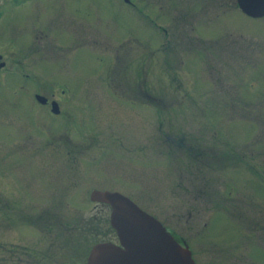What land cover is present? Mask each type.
<instances>
[{"label": "rangeland", "instance_id": "rangeland-1", "mask_svg": "<svg viewBox=\"0 0 264 264\" xmlns=\"http://www.w3.org/2000/svg\"><path fill=\"white\" fill-rule=\"evenodd\" d=\"M146 1L155 23L142 14ZM231 1L137 0L130 10L121 0H86L70 4L71 17L84 23L70 24L61 42L27 39L22 50L5 43V70H13L3 78L14 73V88L28 96L36 78L38 92L53 93L74 119L47 124L41 116L53 130L48 165L43 155L26 162L12 154L18 159L7 162L36 161L35 196L7 197V205L0 194V239L10 246L25 222L15 224L14 214L34 213L36 230H20L38 252L33 263L0 253V264H86L94 243L116 237L110 206L92 201V189L130 197L190 242L198 264H264V49L255 44L264 32L231 14ZM45 52L51 66H32ZM63 54L69 60L60 66ZM1 96L11 101L10 87ZM47 207L45 237L37 228ZM44 239L50 256L42 260Z\"/></svg>", "mask_w": 264, "mask_h": 264}, {"label": "flooded vegetation", "instance_id": "flooded-vegetation-1", "mask_svg": "<svg viewBox=\"0 0 264 264\" xmlns=\"http://www.w3.org/2000/svg\"><path fill=\"white\" fill-rule=\"evenodd\" d=\"M71 1L73 2L67 3L63 0H0V153L2 156L0 157V194L2 196L1 198L3 202L7 205H9V202L5 201V198L7 197H11L10 199L24 198L29 200V198L35 196L33 185L36 181L34 178L35 172L33 168L35 162L38 159H36V155H43L45 157L44 159L42 158L41 161V163L45 165H48V163L51 162V159L53 158V148L49 155L46 154L49 147L54 145L52 137L53 130L52 127H47V124L50 122L47 119L53 120L54 116H58L73 120L74 117L72 116V114H70L69 111L61 109L60 101L53 93L48 95L38 92V86L41 85L37 83L36 78L33 77L29 80V85L32 88V93L29 96L28 94L22 95V93L25 94L27 92L22 91L21 85H18V88L17 86L14 88L15 84H17V80L13 75L14 73L6 75V77H8L7 81L3 78V75L13 70H5V66H7V61L4 57L5 43L16 50H20L19 48L21 47L22 50L27 45V39L44 38L51 39V42H54L55 39H59L60 41V38L68 33V27L70 24L77 25L79 22L84 23V21H79L71 17L70 4H73L74 6L77 5V3H82L86 0ZM90 1L96 3L95 1L98 0ZM121 1L130 10H134L133 8L137 6V0ZM232 1L230 2L231 6L229 7L232 8L234 12H232L231 14H239L248 24H252L253 27L256 28L258 27L256 24L259 23V28L263 29L264 32V0ZM223 2L228 5L227 3H229V0H223ZM60 5L64 6L62 12L59 8ZM145 5L147 10L142 12L143 16L146 17L150 22L155 23L156 18H152L151 12L148 8V6L150 5L149 1H146ZM21 14H24V17H22ZM33 26H35V29H33ZM159 26L162 28V30H164L165 33L168 31H166L164 26ZM262 36L259 35V37H257L258 39L255 40L256 48H258V50L264 49V37ZM24 39L26 40L22 41ZM33 48L34 44H32L29 49ZM79 51L81 50L73 52L74 59L77 58ZM61 57H63V59L60 66L68 62L69 60V56L65 57L64 54ZM34 60L35 62L32 64V66H51L50 64L53 63V57L48 52L41 53V55ZM57 81H60L59 84L61 86H67V83L65 81ZM11 83L13 84L11 85ZM8 87H10L12 96L11 101L5 103L6 100L2 99L1 95H3V93L7 91ZM11 87H13V89ZM48 88L52 90V86H48ZM61 91L63 93L65 92L64 89H62ZM42 109H44V112H42ZM5 114H10L12 115V117L6 119ZM41 116L45 118L44 120L47 124H45L41 120ZM4 122L11 127L7 129L3 128L1 125H5ZM76 123L79 125L81 122L76 120ZM21 131H25V135L23 137H19V133H21ZM39 133L45 135V143H41L42 136ZM24 137L26 138L23 139L19 144L21 139ZM22 143H24V149L22 148ZM38 146L40 147V150L37 152ZM42 149L45 150L44 154H42ZM7 150H9V152H7ZM22 150H24L25 153H23ZM12 154H22L25 158H27L24 160L26 162L34 157L33 159H36V161L33 163V168L31 167L30 163L16 164V166L14 167L10 164H7L8 161L13 160L14 158L18 159ZM46 156L50 157V159H47ZM18 166H20L22 169V179L19 178L20 176ZM22 166L24 168H22ZM12 170H14L18 174V176L11 177L10 173ZM47 194L48 193H46V195ZM5 207L6 206L4 205L3 209ZM50 212L51 209L47 207L45 211L46 217L43 220V224L37 228V230L44 234L45 237L49 234V231L52 230V224L50 223V219L52 217ZM33 215L34 213H15L14 217L12 218L15 224L17 223L18 218L25 219V222L24 224L17 225L19 227H17V231L14 233L15 239H11L14 242H11L12 244L9 246L7 245L5 239H0V253L3 255V257L9 260L13 258L10 263L15 261L21 262L22 259L30 263L37 258L38 247L31 246V244H36V242L33 241L34 239L32 238V235L28 232V229H32L33 231L36 230V228L30 224L31 221H33ZM25 217H27V219ZM22 226H28V229L20 230ZM165 228L175 237V239L179 243H181L182 245L188 244L189 249L191 250L192 258L194 259V263L198 264V261L196 259V250L191 246L190 242L185 240V238L176 230L169 229V227H167L166 225ZM15 241H22L27 244H21ZM47 241V239H44V242H41V245H46V249H43L41 251L42 256L40 258L42 260L45 258H49L50 256V253H48L47 249ZM105 241H108L114 245L116 254L123 257L124 263L125 261H127V257H132L134 255V251L129 250V248L124 245V241L119 239L117 235L114 240L109 239ZM28 243L31 244L28 245ZM137 252L138 251H135V253ZM6 253H8V255H6Z\"/></svg>", "mask_w": 264, "mask_h": 264}, {"label": "water", "instance_id": "water-1", "mask_svg": "<svg viewBox=\"0 0 264 264\" xmlns=\"http://www.w3.org/2000/svg\"><path fill=\"white\" fill-rule=\"evenodd\" d=\"M90 199L109 204L110 224L134 255L124 263L112 243L99 242L91 247L86 264H194L188 247L180 245L154 216L128 196L93 189Z\"/></svg>", "mask_w": 264, "mask_h": 264}, {"label": "trees", "instance_id": "trees-1", "mask_svg": "<svg viewBox=\"0 0 264 264\" xmlns=\"http://www.w3.org/2000/svg\"><path fill=\"white\" fill-rule=\"evenodd\" d=\"M73 223H74V222H73ZM75 224H76V226H77L78 223H75ZM86 237H88V236H86Z\"/></svg>", "mask_w": 264, "mask_h": 264}]
</instances>
